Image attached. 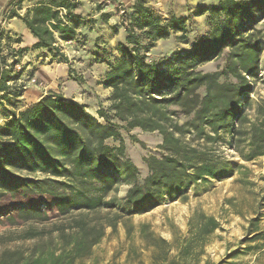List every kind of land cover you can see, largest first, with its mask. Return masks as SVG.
I'll return each mask as SVG.
<instances>
[{"label":"trees","instance_id":"16d2710c","mask_svg":"<svg viewBox=\"0 0 264 264\" xmlns=\"http://www.w3.org/2000/svg\"><path fill=\"white\" fill-rule=\"evenodd\" d=\"M81 5L82 0H8L3 9V21L20 19L36 42L22 46L20 35L0 25V215H77L73 225L60 230L59 237L68 239L60 250L24 254L8 249L1 252L0 264H75L89 254L105 226L115 228L165 198L173 200L195 185L232 176L238 166L224 154L221 141L245 161L264 157V96L255 103L250 99L262 73L264 0H215L188 16L168 17L150 8L147 0H134L127 12L125 43H119L117 52L99 45L95 52L108 66L99 82L111 89L107 107L93 114L56 92L22 104L25 67L18 66L23 56L38 49L44 58L68 62L62 42L83 44L80 28L88 23L76 12ZM105 6L98 3L97 9ZM203 15L208 31L190 38L191 17ZM101 19L108 23L110 13L103 11ZM260 22L262 27L257 26ZM118 28L113 25L111 30L116 33ZM178 32V42L187 47L150 58L157 41ZM220 58L221 68L201 69ZM136 128L161 136L160 154L144 157L148 173L142 181L123 135ZM133 140L145 147L137 137ZM13 169L30 175L21 177ZM37 173L41 175H33ZM119 183L128 185L125 195L108 197ZM100 211L105 222L85 220L86 214ZM188 226L187 238L168 241L154 232L146 234L143 225L151 264H191L220 223L196 212ZM44 232L30 225L21 238H38ZM252 240L264 242V231L255 232Z\"/></svg>","mask_w":264,"mask_h":264},{"label":"rangeland","instance_id":"374dc122","mask_svg":"<svg viewBox=\"0 0 264 264\" xmlns=\"http://www.w3.org/2000/svg\"><path fill=\"white\" fill-rule=\"evenodd\" d=\"M8 0H0V21L3 20V9ZM127 3L133 0H126ZM103 2L106 3L105 0ZM160 2V1H159ZM176 0H165L166 5H175ZM192 4V11L197 10L202 4H209L210 0H189ZM25 3L24 5H26ZM115 5V4H112ZM110 6L112 9L113 6ZM160 8L164 9L165 5L161 1ZM107 6L105 12L110 10ZM25 8L23 9V11ZM23 11L21 13H23ZM192 11L190 14H192ZM189 14V15H190ZM116 18H111L107 25H115ZM7 21L0 23L5 27ZM258 27H262L260 22ZM106 29V25L103 26ZM122 28V27H120ZM108 29V27H107ZM209 29L207 16L191 17V28L188 32L189 37L205 34ZM180 33H172L167 39L156 42L151 51L150 58L160 59L168 57L175 50L185 48L187 45L178 42ZM113 42L115 41L112 36ZM30 66L25 65L24 74L21 81L27 89L34 84L29 83L32 77L41 75L43 85L40 88L52 89L57 84L51 82L56 79L60 81L63 69H67L66 63H59L58 59L42 58L33 60ZM18 66V69L23 67ZM224 65V58L204 64L201 69L206 72H213ZM64 67V68H63ZM72 78H78L76 70L70 71ZM261 77L255 80L254 90L250 94L252 103L264 96V48L261 52ZM99 75L98 73H96ZM51 78V81L45 82V79ZM85 83V80H82ZM61 87V85H59ZM67 99L72 92L68 93ZM85 94H89L84 91ZM109 95V94H108ZM106 92H96L92 94L89 100L94 107H107L109 101ZM26 97H23V102ZM76 101V100H75ZM84 100H78L82 102ZM27 104V103H26ZM182 122L184 118L179 117ZM4 123L2 110L0 109V126ZM128 156L139 168V181L147 175L148 168L144 162V157L150 154H160L158 144L161 142V136L157 132H143L139 129L127 133L123 131ZM137 137L144 142L145 147L133 140ZM222 150L230 160L238 166L232 176L222 180H212L207 184L195 185L188 192L179 198H165L159 205L142 214H135L126 220L117 223L115 228L105 226L103 235L98 242L91 247L89 254L76 260L75 264H151V248L148 242L143 238L141 229L144 227L146 234L154 232L168 241H173L177 236L180 239L188 237V224L191 217L196 212H202L208 216H214L220 223V227L208 236L203 253L191 264H264V242L252 240L251 237L255 232L264 231V157L256 158L252 161L243 160L232 148H228L224 141ZM15 173L21 177L30 175L27 171H17ZM32 175V174H31ZM33 175H41L40 173ZM128 185L119 183L116 188L108 193L110 196L122 197L125 195ZM48 214L49 219L29 218L21 213L14 212L11 215H0V254L4 250H20L24 254L35 251L36 249L60 248L68 240L60 238L61 229H66L73 225V217L77 212L68 214ZM88 223L105 222L104 211L90 212L85 215ZM30 225L38 229H44V234L34 239H22L21 233ZM68 231V230H66ZM172 255L176 250L171 251Z\"/></svg>","mask_w":264,"mask_h":264},{"label":"crops","instance_id":"0c3cea01","mask_svg":"<svg viewBox=\"0 0 264 264\" xmlns=\"http://www.w3.org/2000/svg\"><path fill=\"white\" fill-rule=\"evenodd\" d=\"M159 1L164 3V9L160 8ZM188 1L189 0H176L175 5L172 7L171 4L166 5L165 0H147V5L162 17H168V15L171 13L177 16H188L193 10L192 4L188 3ZM101 2H103V0H82V5L76 10V12L88 21L85 26L80 28V32L84 36L80 37L82 38L83 44H78L75 41L62 42L63 51L65 52L69 61H59L61 64L66 63L67 69L62 70L63 73L60 76V81L54 79L51 82L52 84H57L56 88L43 90L40 88L41 85L37 84V82H40V84L43 85V77L41 75L32 77L31 80H29V83L34 82V84L30 86V88H33H28L24 94L26 101L23 103L25 105L36 102L49 92L63 93L65 97H68L66 91L68 90V93L72 92V94L69 95V99L76 100V102H78V100H84L80 103L86 105L88 111L96 114L99 106L95 112H93V109L89 108L94 107L89 101L92 97V94L94 91H101L106 92L108 95L111 91V89L104 88L101 84H99L108 70V66L104 61L98 60L95 56L97 46L99 45L103 48L105 47L110 53L117 52V46L119 43H125L127 34L123 28H118L117 32L115 33L113 30H111V27H109L107 23L103 22L101 19V13L105 11V8L104 10L97 9V4ZM210 2H215V0H210ZM130 3H132V1ZM105 25L106 29L103 27ZM4 28L11 31L12 33L20 35L23 40L21 44L22 46L32 47V45L36 42V39L31 34L30 30L18 18L8 19ZM112 36L115 38L114 42ZM41 55L42 50H30L23 56L21 65L24 63L23 67H25V65L30 66L32 63L37 64L33 60L44 58ZM69 65L72 67L70 71L76 70L78 78H71V74H69ZM51 79L52 77H49L48 79H45V82H49ZM82 80H85L86 82L83 83ZM59 85H61V87H59ZM84 91L91 93V96H89V94H85Z\"/></svg>","mask_w":264,"mask_h":264},{"label":"built area","instance_id":"2783aa9c","mask_svg":"<svg viewBox=\"0 0 264 264\" xmlns=\"http://www.w3.org/2000/svg\"><path fill=\"white\" fill-rule=\"evenodd\" d=\"M105 1H106V6L109 9L112 4H115L112 5L113 6L112 9L108 11L111 15V18L113 17L116 18L115 25L122 27L123 29H125V27H128L129 19L127 16V12H129V7L131 3L130 2L127 3L126 0H118L117 2H111L109 0H105ZM0 23H3V20H1ZM135 31H137V29H135Z\"/></svg>","mask_w":264,"mask_h":264}]
</instances>
